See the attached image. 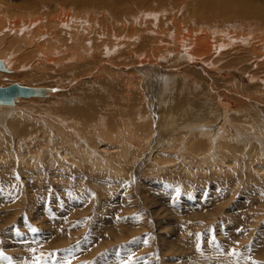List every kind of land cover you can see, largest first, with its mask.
Returning a JSON list of instances; mask_svg holds the SVG:
<instances>
[{"label": "rangeland", "instance_id": "374dc122", "mask_svg": "<svg viewBox=\"0 0 264 264\" xmlns=\"http://www.w3.org/2000/svg\"><path fill=\"white\" fill-rule=\"evenodd\" d=\"M100 1L104 3H97V8L109 9L107 1ZM112 1L121 15L138 16L140 33L143 20H155L153 15L143 17L147 8L159 15L158 21L164 16L168 21L176 12L180 17L194 10L197 14L196 9L206 13H216L217 9L220 13L227 6L220 5L223 0ZM228 1L235 7L246 3L256 12L264 9V0ZM0 2L19 9L25 5L27 16L33 18V11L48 14L67 1ZM212 4L217 7L211 9ZM75 6L71 8L76 17L79 10ZM112 21L109 15V23ZM215 21L219 25L216 30H230V36L224 35L226 45L217 53L231 70L225 78L217 75L218 66L211 73L197 63L185 62L175 63L177 66L171 68L175 73L168 78L169 74L163 72L167 67L162 63L167 59L165 53L160 64L145 56L140 62L151 66L141 72L143 85L120 97L126 85L118 84L111 70L133 77V68L138 72L142 63L123 62L128 60L127 51L137 48L141 39L135 37L132 42L127 35H119L124 37L114 42L117 50L109 49L112 56L104 53V59L117 69L109 66L106 73L98 74L99 78L96 75L88 81L84 71L89 67L81 65L68 78L57 70L42 76V71L22 66L10 79L0 80L6 86L21 83L37 92L33 101H12L14 108L10 106L17 112L5 115L0 110V264H264V101L260 104L255 89L263 86L264 69L250 63V54L254 53L251 48L259 34H264V22L248 24L240 18L227 24H219L217 18ZM159 31L152 34L159 37ZM245 33L246 44L240 40ZM10 42L5 40L3 44ZM126 42L135 45L128 49ZM203 70L209 72L210 79ZM245 76L258 78L251 81ZM215 91L222 93L223 101L216 100ZM105 102L109 105L104 108ZM93 104L104 108L97 113L104 119L87 120L77 114ZM179 105H183L181 114ZM59 118L65 122L61 124ZM134 118L135 125L142 123L139 132L143 133L126 126L127 122L134 124ZM85 120L93 121V125L86 127ZM233 122L241 128L235 130L234 126L232 130ZM252 122L257 126L252 127ZM238 130L245 134L240 137ZM231 132L239 139H234ZM196 134H201L205 142L202 151H194V155L187 145L192 139L198 140ZM212 136L215 141L207 152L206 139Z\"/></svg>", "mask_w": 264, "mask_h": 264}, {"label": "bare ground", "instance_id": "6f19581e", "mask_svg": "<svg viewBox=\"0 0 264 264\" xmlns=\"http://www.w3.org/2000/svg\"><path fill=\"white\" fill-rule=\"evenodd\" d=\"M66 1H67L66 4L62 3L61 6H59V4H58L57 5L58 7L56 8V10L52 11V12L49 11L48 14H41L42 10H41V12L33 11V16H35L33 18H30L29 16H27V14H28L26 12L27 7L25 5L19 4L20 8H21V9H19L17 6L14 7L13 4H4V2H0V47L2 48V49L0 48V51L1 50L5 51V49H8V51H9L8 53H7V51H5V53H3L2 55L0 54V80H2L3 78H9L10 79V77L14 76L13 71H16L18 69V67H22V66L24 68L31 67L34 70L36 69L38 71H42L43 72L42 76H44L48 73H52L53 72L52 70H55L54 72H56V70H57V74L62 73V75H64L65 77L68 78V77H71V75L68 76V74H72V70L76 69L77 66L79 68L80 65H81V67L82 66L89 67V71H84V72H87V75H84V76L86 79H88V81L92 80L94 76H96L100 73H102V74L106 73L109 69V66L113 67L115 65V64L112 65L111 63H109L108 61H110V60L106 61L107 59L106 60L104 59V58H106L104 53H107L110 55L109 52H111V51H109V49L112 50L114 48V50H117V49H115V46H116L115 43L121 37H124V36H119V35H127L131 39L132 42L134 39H136L135 37L138 38V41L141 39L137 48H132V49L127 51V53H128L127 59L128 60H125L126 59L125 58V59H123V62L125 64L132 63V62L142 63V64H139L142 66V69H140V70L138 69L139 70L138 72L135 71L136 68H133L134 69V71H133L134 76L133 77H132V74H129L127 77H125L122 73L114 74L113 73L114 71L111 70V72H112L111 74H113L114 77L116 76L118 78V81H119L118 84H120V85L125 84L126 85L125 88H122V91L120 90V92H121L120 93L121 95L119 94L120 97L123 94H125L127 92V90H129V92H130V90L134 91L136 87L139 88L140 85H143V84H141V81H142L141 80V74L144 73L143 68L151 66L150 64L143 65L144 62H140V61H143V57H145V56H146L145 59L156 60L159 64H160L159 61L163 60L162 63L164 62V64L167 65L168 68L166 67V69L163 71L162 67L160 68L159 65H155V66H158L163 72L168 73L169 74L168 78H170L172 76V72H174L173 71L174 69H171V68L174 66H177L176 64H180L182 62H185L187 64L197 63L203 69L205 68L207 70H212V71H210L211 73H213V69H216V67L218 66L217 69H219V70L217 71V75L220 76L221 78H225L226 75L228 74L227 72L231 71V70H229L228 68L225 67V65L222 64L224 59H222L220 56L218 57L217 53L219 52V49L222 48V45H226L224 42L225 41L224 35H226L230 30L229 31L227 30L228 32L227 31L225 32L222 29L216 30V28L219 25L216 23L215 19L217 18L219 20V22H218L219 24H223V23L227 24V23H230L231 21L235 22L239 18L241 21H243V20L247 21L248 24H249V22H252L254 20L257 22L258 21L264 22V20H263L264 9H261L259 12H256V11H254V8L251 5H245L246 3L244 5H238L235 7L236 4L235 5L234 4L229 5V3H231L230 1L223 0V2L220 5L221 6L227 5V6H225L224 7L225 9L223 8L224 10H222L220 13L217 12V9H216V13H215V11L211 12L210 10H209L210 13L204 12L205 10L204 11L200 10L198 12L199 9H196L197 14L194 12L195 11L194 10L193 12L191 11L192 13L188 14V15H182V14H184V13H182L181 14L182 16L180 17V15H178L177 12H176V14H173L172 11L169 10L173 14V15L171 14L172 16L170 17L171 22L169 21L170 19L168 20L170 23L167 20L163 19V18H165V16L163 18L160 17L161 19L158 21L159 15L153 14V10H151L150 8H147L145 11L142 12L143 14L142 13L141 14L143 15V17H148L149 15H153L155 17L154 18L155 20H146V19L143 20V23L141 25L143 27V30H141V33H140L138 31V26H136V24L139 25L138 24V16H136L134 13L129 14L128 17L121 15L123 13L119 12V9H117L118 7L115 8L114 2L112 0L111 1L103 0L105 2L107 1L106 5L109 7V9L105 8V7L97 8L95 6L97 3H104L100 0H66ZM142 2H144V1H142ZM22 4H25V3H22ZM73 4L76 5L75 6V7H77L76 10H79L76 17L73 16V15H75V14H73V12H75V9L71 8ZM120 4H122V3H120ZM175 4L177 5V3H175ZM42 6H43V4H42ZM30 7L28 6V8H30ZM66 7H67V9H66ZM180 7L178 6L177 8H180ZM215 7H217V4L211 5V9H214ZM207 9H210V8H207ZM192 10H193V7H192ZM100 11H101L100 15L102 14L101 16H99ZM163 11H165V10H163ZM144 13H146V15H144ZM109 15L111 16V18L113 20L111 23H109ZM72 24L76 26V29L71 30L73 28ZM233 24H235V23H233ZM245 26H247V25H245ZM152 27H154V28H152ZM67 28H69L70 30ZM203 29H204L205 34H199L201 32V30H203ZM25 30L27 31L26 34L23 33ZM155 30H161L162 33L160 31L158 32L159 37H156V36H158L157 34L153 35L155 33L154 32ZM69 31H72V33L69 34ZM145 32H150V33H148L149 35L147 36V34L144 35ZM206 32H207V34H206ZM209 33H210V35H209ZM229 33L227 34L228 36H230ZM211 35H212V37H211ZM245 35H246V33H245ZM259 35L260 36H258V39H256L254 46L251 48V51H253L254 53L250 54L253 58V62H250V63L252 65H256L257 67L259 66L258 67L259 69H260V67H262L261 69H264V45L260 44L261 42H263V44H264V34H259ZM150 36H152V37H150ZM247 36L248 35L244 36L243 39H240L243 41L242 43H245V44L247 43L246 42ZM240 38H242V36ZM125 39H127V38H125ZM249 39L250 38L248 37V40ZM5 40H8V41L11 40V42L8 44L6 43L7 45H4L3 42ZM127 41H128V39H127ZM254 41H252V42H254ZM132 42H130V43L126 42L130 46V47H127L128 49L135 45ZM134 42H135V40H134ZM122 44H120V45H122ZM136 44H138V43H136ZM117 45H118V43H117ZM12 46H14L15 49L12 48ZM232 46H234V45H232ZM240 46L241 45H239L238 47H240ZM16 47H17V49H16ZM122 49L124 50V48H122ZM227 49H229V48H227ZM238 50H240V48ZM227 51H229V50H227ZM243 51H244V49H243ZM163 53H165V56L167 58V59L164 58L165 60L164 59L161 60V57H162L161 54H163ZM118 54H119V52H118ZM235 54H236V52H235ZM110 56H112V54ZM116 56H118V55H116ZM227 56H229V55H227ZM124 57H122V58H124ZM261 59H263V60L261 61ZM168 60H170L172 63H168V62H170ZM178 61H180V62H178ZM112 62H113V60H112ZM232 62L234 64H236V61H232ZM220 65H223L225 68H223ZM57 66H62V67H60L61 69H59V68H57ZM155 66H152V67H155ZM114 67H116L115 69H117V66H114ZM177 68H180V67H177ZM32 69H31V72H33ZM235 69H237V68H235ZM60 70H64V71H60ZM103 70H105V71L103 72ZM207 70L206 71L203 70V72L206 74L208 73V76H209V72ZM75 71H73V72H75ZM146 71L149 72V70H146ZM80 72H82V71H80ZM141 72H143V73H141ZM238 73H240V72H238ZM77 74H79V73H77ZM144 75H146V74H144ZM148 75H149V73H148ZM146 76H144V77H146ZM185 77H189V76H185ZM199 77H201V76H199ZM98 78H99V75H98ZM107 78H108L107 81L109 82V77H107ZM129 78H131V80H129ZM208 78L210 79V76ZM245 78H248V80H251V81L253 79H256V81H257L258 77L257 78H254V77L251 78L249 76H245ZM259 80H260V78H259ZM13 81H15V80H13ZM82 81H83V79H82ZM144 81H146V80H144ZM64 82H66V81H64ZM80 82H81V80H80ZM105 82H106V80H105ZM146 82H145V84H146ZM10 83L7 86H9L15 82H12L11 84ZM90 83H92V82H90ZM261 83L263 84L261 89H259L258 87L257 88L255 87L256 91H258V93H259V100H262L261 102L259 101L260 104L263 103V101H264V79L261 80ZM3 84H5V83H0V85H3ZM248 84L251 85L252 83H248ZM19 85H21V83ZM208 85H210V84H208ZM4 86H6V84ZM21 86H23V85H21ZM25 87H27V86H25ZM210 87H212V89H213L212 85H210ZM27 88L29 91L28 95L21 94V95L14 97L10 101L9 100H7V101L6 100L5 101L0 100V110H2L3 113H5V115H6L9 112L16 110V109L13 110L10 106V105H12V101H15L16 99H20V98H24V99L27 98L26 101H33L32 97H35L33 93L36 94L37 92L34 91L30 86ZM251 90H254V88ZM43 91H45V90H43ZM215 92L217 94L216 100L218 101V99H219L220 102L223 101L224 96L223 97L221 96L222 93L220 94L217 91H215ZM226 93H228V92H226ZM30 94H33V96H31ZM45 94H47V93H45ZM127 94H129V93H127ZM208 96H210V95H208ZM37 98H39V97H37ZM213 102H214V100H213ZM241 102H242V100H241ZM6 103H8V104H6ZM101 103L102 102H100L99 104L101 105ZM229 104H230V102H229ZM107 105H109V104L105 102L103 107L105 108V107H107ZM263 105H264V103H263ZM6 106H10V107H6ZM12 106L14 108V105H12ZM99 106L95 107L93 104L87 110H86L87 107L84 110L78 108L79 111H76V112L79 116L84 115L87 120L90 117H92V118L95 117L97 119H104V118H101V116L98 117V114H100L104 110V108H102V107L100 108ZM182 106L181 105L177 106L179 111L175 107L176 110L178 111V113H180V114H181L180 110H181ZM74 109H76V108H74ZM223 110H225V106L223 107ZM234 110H235V108H234ZM99 111H101V112L98 113ZM182 111H183V109H182ZM15 112H17V111H15ZM104 115H106V114H104ZM104 115H102V116H104ZM54 116H55V114H54ZM106 116H108V115H106ZM106 116H104V117H106ZM248 117H252V116L248 115ZM183 118L184 117H182V119ZM67 119L69 120V118H67ZM249 119H251V118H249ZM65 120H66V118H65ZM87 120H85V123L87 124L86 127L87 126L90 127V124L93 125V121H92V123H89V121L87 122ZM106 120L108 122V119H106ZM141 120L143 121V119H141ZM173 120L176 121V119H173ZM179 120H180V118H179ZM246 120H248V119H246ZM251 120H253V119H251ZM59 121L61 124H63L65 122V121H62L61 118H59ZM133 122H134V124H131V125L129 122H127L126 126H129L130 129L134 128L136 130V133L137 132L141 133L142 131L139 132L140 131L139 126L142 123L139 124V126L135 125V124H137V121H135V118H134ZM88 123H89V125H88ZM73 124H75V123H73ZM170 125L172 126V124H170ZM230 125H231L230 126L231 129L233 128L232 130H234V126L237 127V128H235V130L239 129V127H240L235 122H233V125L232 124H230ZM94 126H95V124H94ZM94 126H91V127H94ZM102 126H103V124H102ZM105 126H106V124H104V128H105ZM183 126H184V124H183ZM220 126L224 127V122L222 123V121H221ZM254 126L256 127L257 125H255V123H253L252 127H254ZM79 127H82L81 124L79 125ZM223 127H222V129H223ZM129 128H128V130H130ZM125 130H126V128H125ZM190 130H188V131H190ZM206 132L209 133L208 131H206ZM131 133H133V131H131ZM215 134H214V136H215ZM217 134H219V133H217ZM231 134H232V137L234 139H239L237 137L238 136L237 134L235 135L233 132H231ZM238 134L240 135V134H245V133L241 130H238ZM140 135H139V137H140ZM143 135H141L142 137H140V138H143ZM221 135H223V134H221ZM201 136H202L201 134H196L195 137H197L198 140L192 139L187 145V148L190 149L189 151H191V153L194 155H195V152L197 154V152L202 151V145L204 144L203 142H205V141H203L200 138ZM232 137H231V139H232ZM240 137H241V135H240ZM146 138H148V137H146ZM145 140H147V139H145ZM213 140L215 141V138L213 136L206 139V141H208V143H209V146L207 145V148H206L207 150L206 149H203V150L210 152L211 151L210 146H211V142H213ZM138 141L140 142V140H138ZM185 142H187V141H185ZM141 143H143V142L141 141ZM224 144H228V143L225 142ZM137 145H139V143ZM234 146H237V145H234ZM214 147H216V146H214ZM102 154H104V153H102ZM204 154H207V153H204ZM198 160H199V158H198Z\"/></svg>", "mask_w": 264, "mask_h": 264}, {"label": "water", "instance_id": "95a60500", "mask_svg": "<svg viewBox=\"0 0 264 264\" xmlns=\"http://www.w3.org/2000/svg\"><path fill=\"white\" fill-rule=\"evenodd\" d=\"M28 95V88L21 86L18 83H13L9 86L0 87V100H10L18 95Z\"/></svg>", "mask_w": 264, "mask_h": 264}, {"label": "snow or ice", "instance_id": "6c2138e0", "mask_svg": "<svg viewBox=\"0 0 264 264\" xmlns=\"http://www.w3.org/2000/svg\"><path fill=\"white\" fill-rule=\"evenodd\" d=\"M33 231H35V229H33Z\"/></svg>", "mask_w": 264, "mask_h": 264}]
</instances>
